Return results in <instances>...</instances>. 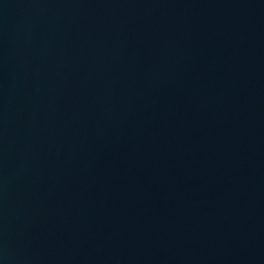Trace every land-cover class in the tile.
Here are the masks:
<instances>
[{"label": "water", "instance_id": "obj_1", "mask_svg": "<svg viewBox=\"0 0 264 264\" xmlns=\"http://www.w3.org/2000/svg\"><path fill=\"white\" fill-rule=\"evenodd\" d=\"M0 264H264V0H0Z\"/></svg>", "mask_w": 264, "mask_h": 264}]
</instances>
